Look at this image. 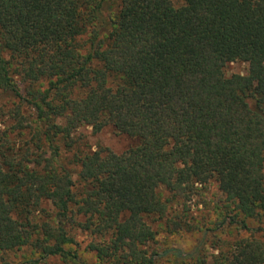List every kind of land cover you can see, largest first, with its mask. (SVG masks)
Here are the masks:
<instances>
[{"label":"trees","instance_id":"trees-1","mask_svg":"<svg viewBox=\"0 0 264 264\" xmlns=\"http://www.w3.org/2000/svg\"><path fill=\"white\" fill-rule=\"evenodd\" d=\"M211 182L238 238L154 249L202 231L170 205ZM263 218L264 0H0V264H91L79 236L95 264H264Z\"/></svg>","mask_w":264,"mask_h":264},{"label":"rangeland","instance_id":"rangeland-1","mask_svg":"<svg viewBox=\"0 0 264 264\" xmlns=\"http://www.w3.org/2000/svg\"><path fill=\"white\" fill-rule=\"evenodd\" d=\"M173 3L175 6L179 7L182 4V0H173ZM225 72L228 76H245L249 72V65L243 62L231 63L226 67ZM77 135H83L93 149L102 146L110 149L116 154H122L138 145V140L126 135H121L112 127H107L99 134H94L93 130L89 127H83L78 131ZM160 194L164 200L171 199V193L167 188H162ZM189 197L190 198L185 201L177 200V202H171L169 219L172 223L177 222L178 217L186 220L187 223H201L202 227H204L202 231L170 234L166 232L165 229H159L160 227H158V231H160L158 245H154L153 248L157 249L160 253L165 249H176L189 253L199 244L202 235L206 233L208 234L206 252L209 259H212L218 253V250L215 248L216 244L222 246L223 242L232 243L238 238L236 229H219V224L228 223L229 219H227L226 222L224 220L226 216H233L234 211L233 209L227 208L226 197L218 190L215 182H211L206 186H197ZM248 223H250V226L253 228L261 227L264 230V218L261 224L255 220L249 221ZM207 227H210L212 231H208L209 233L205 232L204 229ZM78 241L82 243L80 249L82 259L89 261L91 264H95L97 262L96 257L84 251L90 239L85 236H79ZM31 258L37 259L38 256L32 255L30 251H22L17 253V255H12L11 261L12 263H23L26 262V259ZM47 264H59V262L50 259Z\"/></svg>","mask_w":264,"mask_h":264}]
</instances>
